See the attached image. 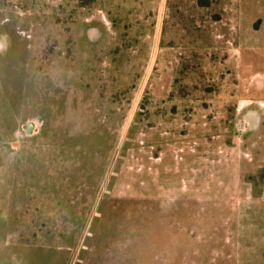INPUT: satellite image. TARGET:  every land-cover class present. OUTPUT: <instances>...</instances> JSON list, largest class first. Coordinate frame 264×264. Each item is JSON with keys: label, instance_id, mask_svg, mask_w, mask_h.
<instances>
[{"label": "rangeland", "instance_id": "rangeland-1", "mask_svg": "<svg viewBox=\"0 0 264 264\" xmlns=\"http://www.w3.org/2000/svg\"><path fill=\"white\" fill-rule=\"evenodd\" d=\"M0 264H264V0H0Z\"/></svg>", "mask_w": 264, "mask_h": 264}, {"label": "water", "instance_id": "water-1", "mask_svg": "<svg viewBox=\"0 0 264 264\" xmlns=\"http://www.w3.org/2000/svg\"><path fill=\"white\" fill-rule=\"evenodd\" d=\"M39 125V124H38ZM35 126V123L34 121H30L27 125V134H31L32 133V130Z\"/></svg>", "mask_w": 264, "mask_h": 264}, {"label": "flooded vegetation", "instance_id": "flooded-vegetation-1", "mask_svg": "<svg viewBox=\"0 0 264 264\" xmlns=\"http://www.w3.org/2000/svg\"><path fill=\"white\" fill-rule=\"evenodd\" d=\"M35 123V122H34ZM36 124V123H35ZM36 126H34V128H35ZM40 128H42V126H41V123H40ZM40 128H39V130H40Z\"/></svg>", "mask_w": 264, "mask_h": 264}, {"label": "trees", "instance_id": "trees-1", "mask_svg": "<svg viewBox=\"0 0 264 264\" xmlns=\"http://www.w3.org/2000/svg\"><path fill=\"white\" fill-rule=\"evenodd\" d=\"M29 100H31V99H29Z\"/></svg>", "mask_w": 264, "mask_h": 264}, {"label": "crops", "instance_id": "crops-1", "mask_svg": "<svg viewBox=\"0 0 264 264\" xmlns=\"http://www.w3.org/2000/svg\"><path fill=\"white\" fill-rule=\"evenodd\" d=\"M40 127V126H39Z\"/></svg>", "mask_w": 264, "mask_h": 264}]
</instances>
